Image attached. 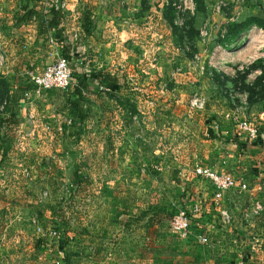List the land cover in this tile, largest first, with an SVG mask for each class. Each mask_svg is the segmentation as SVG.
<instances>
[{"label": "rangeland", "instance_id": "1", "mask_svg": "<svg viewBox=\"0 0 264 264\" xmlns=\"http://www.w3.org/2000/svg\"><path fill=\"white\" fill-rule=\"evenodd\" d=\"M54 1L66 5L70 2ZM258 1L264 4L263 0ZM251 8L264 16V7ZM234 9L241 11L242 7H224L221 14L232 16ZM243 11V15L248 13ZM147 12L142 7L137 13ZM195 12L185 13V27L174 23L178 27L175 43L154 46L150 49L149 61L146 56H136L135 63L140 60L144 66L140 69L134 66L123 80V92L113 98L119 106L109 100V95L97 93V98L94 93L91 99L97 105L93 103L91 112L86 111L90 118L83 123L78 118L72 119L64 106L60 107L65 127L58 123V118L50 121L41 111L35 116L32 107L27 112L34 115L33 121L28 119L31 124L39 121L47 137L52 135V140L38 141L28 155L31 158L36 153L44 155L37 147L56 150L44 160L45 165L49 164L46 171L42 168L21 173L28 184L36 180L37 188L0 186V264H178L180 258L184 262L190 260V264H200L203 248L223 257L226 253L222 251L229 246L228 238H218L210 230L204 232L193 225L202 211L197 191L207 189L218 202L209 206L215 215L210 224L212 229L216 225L224 230L231 225V221H222L224 213L231 216L243 213L248 221L258 218L263 241L252 235L245 239L249 246L256 248L255 255H261L264 260V251H261L264 248V155L261 152L264 144L245 141L238 154L241 161L237 163L232 158L236 162L233 169L227 164L232 163L230 156L223 154L218 146L220 141L209 138L213 129L210 119L221 121L217 116H222L219 114L222 111L224 114L233 111L236 124L243 117L242 106L247 107L243 109L247 119L252 106L264 114V82L253 90L244 87L254 82L255 71L262 70L261 63L256 67L252 64L264 56V31L255 28L245 32L239 38L240 46L235 44L225 49L201 34L202 29L210 31L221 23L219 14L211 11L215 16L212 20L206 13L196 16ZM251 40L255 47L241 52ZM215 52L217 56L231 53L232 62L221 58L216 66L217 60L210 59ZM207 63L209 68L234 70L235 77L240 79L231 80L226 86L216 85L217 95L211 97L210 81L215 77L211 70L207 71ZM234 64L243 69L248 67L250 71L237 74ZM217 80L222 84L223 80L218 77ZM61 90L53 88L55 95ZM100 95L103 96L100 98ZM36 98L39 105L45 99L43 95ZM100 133L113 137V147L119 153V160L113 166L116 170L108 171L111 164L104 157L103 169L96 170L101 160L96 156V149L104 143V135L103 139L98 137ZM230 142L236 146L233 140ZM214 157L218 159L217 166L213 163ZM197 166L219 172L230 169L238 179H245L248 188L241 193H251L253 200L231 204L223 200L224 194L216 197L211 182L196 173ZM0 177L8 179L7 173ZM181 210H187L193 218L192 234L183 236L171 230V220ZM203 236L207 242L200 240ZM37 241L40 246L33 249ZM62 241H66L65 249L61 247ZM242 241L245 242L244 238Z\"/></svg>", "mask_w": 264, "mask_h": 264}, {"label": "crops", "instance_id": "2", "mask_svg": "<svg viewBox=\"0 0 264 264\" xmlns=\"http://www.w3.org/2000/svg\"><path fill=\"white\" fill-rule=\"evenodd\" d=\"M106 1L79 0L77 1L78 3H72L70 0L71 3H67L65 7H21L22 0H0V176L5 175V173L8 175L7 180L0 177V186L7 187L11 185L12 187H17L18 185L21 189H25L26 187L29 190H33L37 188L38 182L34 180L28 184L27 180H24L25 177L21 176V173L24 171L35 172L42 168L46 171L49 167L48 163L46 165L44 164V160L48 156L53 155L52 152L56 150L55 147L47 150L44 147H37L36 150L41 149V154L44 155L39 156L36 153L35 158H31L28 154H30V151L35 150L34 147L38 145V141L42 140L40 142L42 143L45 140H52V135L48 138L39 121L36 124H31L32 122L26 118L27 112L34 108L36 111L34 113L35 116H37L36 113L38 114L41 111L47 114L46 118L48 120L54 121V117H56L58 118V123L63 124L65 127L59 111L62 110L60 107L64 106L63 108L70 112L66 97L70 95L74 96V94H71L72 88H65L61 92L56 93V95L53 92V88L44 90L42 95L45 99L40 101L41 105H39L37 103L39 100H37V95L34 92L36 85L33 82L34 75L41 73L48 64L54 62L59 57H63V46L65 47L67 45L70 47L66 59L72 71L90 83V89L85 91L89 100L84 105V110L91 112V106L97 102L95 99H91L94 93L97 98L100 93L105 94L104 96L109 95V100H112L117 105L114 99L119 92H123V80L128 77L129 71L134 69L136 65L139 69L144 66L143 61L137 60L138 63H135L136 56L137 58H145L144 56H146L147 61H149L151 55L150 49L154 46L160 48L162 44L175 43L178 36V27L173 25L174 10L170 5L166 4V0ZM221 1H226L227 4L218 8V4ZM258 2L260 1L238 0L233 2L232 0H203L201 6L203 9L200 11L196 9L197 6L195 3L196 16L197 14L206 13V15L214 20L215 16L211 14L212 11L215 14H219L218 21L220 19L222 20L221 23L214 25L210 31L207 29V35H202L203 38L206 37L205 39H207L211 37L213 43L223 47L221 40L224 39L225 34L232 24L241 22L250 15L264 18L263 15H257V11L251 8L264 7V4L261 5ZM142 7H146L148 12L137 13ZM224 7H242V9L241 11H238V9L233 10L236 18L234 13H232V16L230 14H223L222 16L221 9ZM52 8L58 11V14L57 19L54 21V26L49 27L46 19H53ZM243 10L248 11V13L243 15L245 14ZM214 27H217V29ZM255 28L258 29L259 27L254 25L248 30L243 31L231 43L230 47L239 44V38L245 32H249ZM230 57L231 53L217 56L215 52L213 57L212 55L210 56V59L217 60V63H215L217 66L218 60L221 58L226 59L227 63H231L233 59L228 60ZM235 67L236 72L244 71L243 68L240 69L238 64ZM206 68L207 71L211 70L214 73L216 79L210 81L211 97H216L219 89L217 86H226V83L236 78V75L233 73L234 70H222L216 67L209 68L208 63L206 64ZM143 70H145V67ZM105 71L114 75L117 78V82H110L106 86H98L92 79L98 73ZM254 74L256 79L260 75V70L255 71ZM225 75L228 79H225ZM219 76L223 80L222 84L217 82L216 77ZM74 81L76 82L77 78H74ZM25 93H29V95L25 96ZM102 96L100 95V98ZM60 99L62 106H60V101L58 102ZM56 104H58V107ZM56 108L58 110L55 111ZM241 108L242 111L240 112L243 114L242 119L245 122L240 119L236 124V119L234 118L236 114L233 111L232 113L227 111L225 114L223 111L220 112L219 114L222 116L217 117L221 121L215 122L214 117L210 119L213 122V129L210 134L211 137L209 138L219 140L221 145L218 146H221L220 150L223 154L230 156L229 158L231 160L232 158L237 159V163L241 161L238 154L247 143L245 141H251L248 132L239 128L240 124L249 121L250 123L248 122L247 124L256 127L259 134L264 133V114L259 112L256 106H252L249 107V114L251 115L247 119L243 113V109L247 110V107L242 106ZM87 114L86 112L85 118L80 120L82 123L85 120H89L88 118L90 117ZM72 119H76V117L73 116ZM215 125H217V128ZM103 135V133H100L98 137H102L103 139ZM103 140L104 143H100L96 149V156H99L101 159L96 170L101 171L103 169V157L111 164V170L108 171L116 170L113 166L119 160V153L113 147V137L111 135L105 137L104 135ZM231 140L236 143V146L230 142ZM221 151L219 153L217 152V155ZM261 152L264 155V150ZM255 154L263 156L257 152ZM5 159H7L6 162ZM8 159L10 160V164L8 163ZM22 159L25 161L23 162ZM214 159L213 163L217 166L218 159L215 157ZM233 162V160L232 163L228 162V166L233 168L232 165L236 163ZM12 177H15V179H12ZM19 177L20 179L16 180ZM198 193L200 194V197L199 195L198 197L201 201L202 211L197 215V219L193 222V225L200 227L204 232L210 230L209 232H213L218 238L226 237L229 240L228 248L222 251V254L223 252L226 253V255L223 254V257H220L221 254L216 251L210 254L211 251L206 248H203L202 251L200 250L203 257L201 263L262 264L264 260L261 259V255H255V252H257L256 248L249 246L245 239L252 235L254 238L257 237L258 240L263 241V238H261L263 236V228L260 227L258 218L256 221L252 219L248 221L243 213H239L238 216L233 214L231 216L232 223L228 228L221 230L215 225L214 229H212L210 224L213 221L212 217L215 215L212 214L209 206H212L214 203L218 204V202L213 195H210L211 192L208 189L204 191L199 190L197 191ZM238 193V190L233 188L224 194L223 200L231 204L248 203L249 200H253L251 193ZM24 200L25 197H23ZM4 218L7 219V216H4ZM150 220L152 222V219ZM152 224L154 225V222ZM190 234H192L191 231ZM243 238L245 242L242 241ZM38 245L40 244L37 241L33 249L35 247L39 248ZM263 249L261 251H264ZM189 262L190 260L184 262L183 259H178V264H190Z\"/></svg>", "mask_w": 264, "mask_h": 264}, {"label": "built area", "instance_id": "3", "mask_svg": "<svg viewBox=\"0 0 264 264\" xmlns=\"http://www.w3.org/2000/svg\"><path fill=\"white\" fill-rule=\"evenodd\" d=\"M232 1L236 2L238 0H232ZM165 2L166 4L170 5L174 10V23L177 26L185 27L186 25L184 22V15L186 12H191V13L194 12L195 10L194 0H166ZM54 3L56 7L66 6V3L64 2L58 3L57 1H54ZM226 4H227L226 1L225 2L221 1L218 4V8L223 7ZM201 33L203 36H206L207 30L202 29ZM72 80H73L72 69L69 66L68 60L64 57H59L54 62L48 64L41 73L33 76V82L36 85L34 92L37 96H40L42 95V92L44 90H48L52 88L65 89L71 84ZM28 95L29 93H25V96ZM27 117H28L26 118L27 120L28 119H31L32 121L34 120V115H32L31 113H28ZM43 127L49 128V125L47 126L43 125ZM239 128L246 130L248 132L250 140L254 144H262V142H264L263 134H259L256 127L247 126L246 123H242L240 124ZM24 172H28V171H24ZM196 173L202 175L203 178L211 182V185L213 186V192L216 197H222L223 194H225L227 191L233 188H236L240 193L246 191L248 188V184L246 183L245 179L244 178L238 179L236 175L232 171H230V169L229 171L219 172L211 168H202L197 166ZM256 207H259V205L257 204ZM197 210L198 208L197 206H195V211ZM192 220L193 218L192 216L189 215L187 210H181L172 218L170 223L171 230H173L177 234L185 236L191 231L190 227L192 225ZM222 221L225 223H230L231 214L229 213L222 214ZM200 240L202 242H207V238L205 236L201 237Z\"/></svg>", "mask_w": 264, "mask_h": 264}, {"label": "trees", "instance_id": "4", "mask_svg": "<svg viewBox=\"0 0 264 264\" xmlns=\"http://www.w3.org/2000/svg\"><path fill=\"white\" fill-rule=\"evenodd\" d=\"M194 2L196 3V6H197L196 9L198 11L203 9V7H201L203 4V0H194ZM21 7H56V5L53 0H22ZM51 12H52L53 19L52 20L46 19V23L49 27L54 26V21L55 19H57V14H58V11H56L54 8H52ZM173 25L176 26L175 24ZM254 25H257L259 28H262L264 30V18L260 16H256V15H250L249 17H246V19H244L241 22H235L228 29L227 33L224 36V39L221 40V45L224 48H229L231 43L234 42L243 31L248 30L251 26H254ZM240 45L241 43L235 46H240ZM69 51H70L69 46L67 45H65V47L63 46L62 56L64 58H67ZM259 63L263 65L260 75L251 84L244 85V87H247L250 90H253L257 86L261 85L262 82H264V57H260L257 60H255L254 63L252 64V67L253 66L256 67ZM243 70L244 71L242 72L239 71L237 74H247L248 71H250L248 67L244 68ZM72 78L73 80L67 88H72L71 94H74V96L70 95L66 97V101H67V105L69 107L70 113L76 118H78L79 120H81L85 118V115H86V111L84 110V105L87 104L89 97L85 94V91L90 89V83L87 80L86 81L83 80L81 76H79L76 72H73V71H72ZM74 78H77L76 82L74 81ZM218 79L222 80L220 76L218 77ZM225 79H228L226 75H225ZM239 79H240V76H237L233 81L237 82ZM92 80L98 86H106L110 82H115V81L117 82V78L114 75H111L107 71L98 73ZM262 86L264 89V84ZM263 94H264V90H263ZM152 223L153 221L151 222V224ZM65 246H66V241H62L61 242L62 249H65Z\"/></svg>", "mask_w": 264, "mask_h": 264}, {"label": "bare ground", "instance_id": "5", "mask_svg": "<svg viewBox=\"0 0 264 264\" xmlns=\"http://www.w3.org/2000/svg\"><path fill=\"white\" fill-rule=\"evenodd\" d=\"M255 47V42L254 41H250L242 50L241 52H246V51H249L251 50L252 48ZM229 60H231L232 58H228ZM221 62V59L218 61V63Z\"/></svg>", "mask_w": 264, "mask_h": 264}]
</instances>
